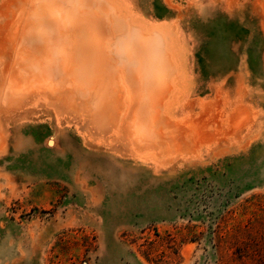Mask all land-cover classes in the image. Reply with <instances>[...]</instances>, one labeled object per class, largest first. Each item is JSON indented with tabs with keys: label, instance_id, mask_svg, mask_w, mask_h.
I'll list each match as a JSON object with an SVG mask.
<instances>
[{
	"label": "rangeland",
	"instance_id": "1",
	"mask_svg": "<svg viewBox=\"0 0 264 264\" xmlns=\"http://www.w3.org/2000/svg\"><path fill=\"white\" fill-rule=\"evenodd\" d=\"M108 1L0 0V264H264V0ZM111 13L162 75L97 62Z\"/></svg>",
	"mask_w": 264,
	"mask_h": 264
},
{
	"label": "bare ground",
	"instance_id": "2",
	"mask_svg": "<svg viewBox=\"0 0 264 264\" xmlns=\"http://www.w3.org/2000/svg\"><path fill=\"white\" fill-rule=\"evenodd\" d=\"M91 1V0H90ZM93 1V0H92ZM105 1H108V0H105ZM108 3L109 4H111L110 3V1H108ZM95 4H96V2H95ZM105 5V4H104ZM111 5H117L116 3H112ZM120 5V4H119ZM100 6V5H99ZM107 6V5H106ZM114 6V8H112V6H111V8L112 9H114L113 11H114V13L116 14V12L115 11H117V10H115V8H117L118 9V6H116L115 7ZM51 8V7H50ZM102 8V7H101ZM110 8V9H111ZM54 9H55V7H54ZM53 9V10H54ZM90 9H92V8H90ZM90 9L89 10H87V12H85V13H89L88 11H90ZM99 9V8H98ZM95 10V9H94ZM80 11V10H79ZM105 11V10H104ZM110 11V10H109ZM112 10H111V12H113ZM119 11V10H118ZM55 12V11H54ZM81 12V11H80ZM93 13H94V15H96V13L94 12V11H92ZM108 12V11H107ZM55 13H57V11L55 12ZM129 13V12H128ZM107 14V13H106ZM83 15V14H82ZM81 15V16H82ZM86 15V14H85ZM109 15V14H108ZM97 16V15H96ZM111 16H112V18H110V19H112V20H109V22H110V29H111V31L113 32V34H111V37L105 42V44H106V46H107V52H103L102 50V52H103V54H102V52H97V54H99V55H96V56H98V61L97 60H95V59H91V56L89 57V53H87L88 55H86V53H85V51H83L82 50V52H80L79 53V56L77 55V57H73L72 59L71 58H69L70 59V61L72 60V62L70 63L69 62V66H65V61H67V60H65L61 55H62V53H60L56 48H55V50L56 51H54V47H55V45L57 46V42H55L54 41V47H52V50H51V47L49 48L50 50H48V48L46 49L45 47H46V45H45V47H44V45H42L43 46V48H45V49H43L42 47H41V49H43L44 51H46V52H44V51H42L43 52V55L45 56V58L49 61V63L50 64H52V65H54V68H56L57 66V68H59V67H61L63 70H64V73H65V75L64 74H61L59 77V79L57 80L56 78V80H57V82H58V84L57 85H63V91L65 92V89L67 88V86H65V82H67V79H66V74H68L69 75V73L70 72H72V70H76L77 69V72L78 71H80L81 73H77V76L75 75L74 76V78L73 77H71V80L73 81L72 82V87H74V86H78L79 85V83H80V81H78V80H76V79H80V77H81V80H82V84L83 85H85L83 82V78H84V72H86V70H87V65L89 64V63H93V62H102V63H104V65H105V68H107L108 69V72H109V74H110V76L111 77H113V78H116L117 76H119V75H124L127 71H129V73H131V70L133 71V70H136V71H138V72H142V71H146L147 70V72L150 70V72H151V74H150V76L153 74V76H156L154 73H152V71H154L155 72V70H153V69H157L156 67H158V66H154L157 62L155 61H152L153 59H152V57H153V54H151L152 55V57L150 56V55H148V54H146L148 51H151V52H157L158 54L159 53H161V56H163L165 53L163 52L162 53V51L161 52H159L160 50V48L158 47V45H155L154 43H155V38H157V37H155V38H153V39H151L150 37H149V33L148 34H146L147 33V31H148V29H147V31H145L144 33L146 34V35H148V36H146L144 33H143V31H142V27L140 26V22H139V25H138V23H136V21H134V23H133V21H128V20H126V19H129L130 17L129 16H126L125 18L126 19H121V17H123L124 18V16H121V17H118V16H113V14L111 13ZM79 17V16H78ZM86 17V16H85ZM89 17V16H88ZM127 17H129V18H127ZM79 18H81V17H79ZM79 18L77 19H73V18H71V19H73L74 21V26H76V28H78L77 26H78V23L79 22H81V21H79ZM83 18H84V16H83ZM56 19V18H55ZM70 19V20H71ZM95 20H96V18H94ZM69 20V21H70ZM82 20V19H81ZM130 20V19H129ZM84 21H85V19H84ZM93 20H91V22H92ZM145 21V20H144ZM53 22V21H52ZM51 22V23H52ZM55 22H56V20H55ZM59 22V21H58ZM72 21H70V23H71ZM83 22V21H82ZM87 22H88V20H87ZM86 22V23H87ZM90 21L87 23V24H89V23H91ZM49 23L50 25V29H51V31L53 32V29L54 28H59V27H61L62 25L61 24H59V23ZM70 23H68V25L70 24ZM85 23V24H86ZM93 23V22H92ZM136 23V24H135ZM41 24V23H40ZM67 24V22L65 23V24H63L65 27L67 26L66 25ZM81 24V23H80ZM84 24V23H83ZM84 24V25H85ZM94 24V23H93ZM71 25H73V24H71ZM91 25V24H90ZM89 25V26H90ZM73 26V27H74ZM109 26V25H108ZM143 26V25H142ZM34 27V26H33ZM37 27V26H36ZM42 27V26H41ZM68 27V28H67ZM66 28V33H68V29H70L69 28V26H67ZM35 28V27H34ZM38 28V27H37ZM46 28V27H45ZM44 28V29H45ZM75 28V27H74ZM72 29V31L74 32H76V30L77 29ZM85 28H87V27H85ZM43 29V28H42ZM44 29H43V31H44ZM154 29H155V27H154ZM158 29V28H157ZM157 29H155V31H157ZM121 30V31H120ZM122 30H123V32L124 31H126L127 33H128V36H130V38L129 39H123V37H125V35H126V32L125 33H121L122 32ZM35 32H36V29H35ZM41 32V31H40ZM45 32H47V31H44V33ZM158 32H161V29H160V27H159V29H158ZM47 33H50L49 31L47 32ZM54 33H55V29H54ZM53 33V35H56V34H54ZM65 33V32H64ZM63 33V34H64ZM120 33V34H119ZM37 34V33H36ZM43 34V33H42ZM42 34H40L39 36H41ZM46 34V33H45ZM58 35H59V33H57ZM125 34V35H124ZM34 35V34H33ZM49 36H50V34H48ZM48 35H46V36H48ZM57 35V36H58ZM89 35V34H88ZM119 35H121V36H123L122 38L119 36ZM36 36V35H35ZM43 36V35H42ZM69 36H71V35H69ZM87 36V35H86ZM90 36L91 37H95L94 36V34L92 33V34H90ZM127 36V37H128ZM82 37V36H81ZM132 37V38H131ZM150 38V40H152V41H154V42H149L150 40H148L149 38ZM32 38L34 39V37L32 36ZM38 38H40V37H38ZM57 38H59V37H57ZM56 38V39H57ZM64 38V37H63ZM88 39H89V37H87ZM87 38H84V40H86ZM119 38V39H118ZM30 39H31V37H30ZM60 39H61V37H60ZM65 39H67V38H65ZM95 39V38H94ZM96 39H97V37H96ZM96 39H95V41H96ZM117 39V40H116ZM36 40V39H35ZM52 40V39H51ZM64 40V39H63ZM91 40H92V38H91ZM158 40V39H157ZM30 41V40H29ZM41 41V40H40ZM39 41V42H40ZM42 41H44L43 39H42ZM58 41V40H57ZM62 41V40H61ZM76 41V40H75ZM79 41H80V39H79ZM90 41V40H89ZM94 40L92 41V43L93 42H95ZM30 42H32V41H30ZM48 42V41H47ZM50 42V41H49ZM86 42H88V41H86ZM36 43V42H35ZM51 43V42H50ZM49 43V44H50ZM63 43H65V41L63 42ZM75 43V42H74ZM81 43V42H80ZM150 43V44H149ZM157 44H158V41L156 42ZM32 44H34V43H32ZM62 44V43H61ZM85 44H89V43H85ZM36 45H38V44H36ZM36 45H34L35 47H36ZM60 45V44H59ZM76 45H77V41H76ZM80 45V44H79ZM90 45V44H89ZM41 46V45H40ZM40 46H38L39 47V50H41L40 49ZM101 46H103L102 45V43H101ZM161 46V45H160ZM37 47V48H38ZM48 47V46H47ZM90 47V46H89ZM91 47H92V45H91ZM104 47V46H103ZM61 48H62V46H61ZM75 48H78L77 46L75 47ZM102 48V47H101ZM105 48V47H104ZM159 48V49H158ZM90 49V48H89ZM77 49H75V51H76ZM88 50V49H87ZM97 50V49H96ZM96 50H93L94 52L96 51ZM61 51H64V50H61ZM74 51V52H75ZM98 51V50H97ZM40 53H41V55H42V52L41 51H39ZM89 52H92V48H91V51H89ZM64 53V52H63ZM77 53V52H76ZM156 54V53H155ZM64 55V54H63ZM66 55V54H65ZM74 55V54H73ZM91 55V54H90ZM94 55H95V53H94ZM43 56V57H44ZM74 56H76V55H74ZM118 56V57H117ZM160 56V57H161ZM94 57V56H93ZM67 58V57H66ZM97 58V57H96ZM152 59V60H151ZM152 61V62H151ZM71 64V65H70ZM120 64H122V65H120ZM119 65L121 66V68H119ZM152 65H153V67H152ZM56 66V67H55ZM60 68V69H61ZM153 68V69H152ZM67 69H69V70H67ZM72 69V70H71ZM152 69V70H151ZM161 68H159V70H160ZM56 70V69H55ZM58 70V69H57ZM60 71V70H59ZM62 71V70H61ZM156 71H158V70H156ZM147 72H145V73H147ZM160 71H158V73H159ZM52 73H53V71H52ZM75 73V72H74ZM120 73V74H119ZM156 73V72H155ZM161 74H157V76H160V75H162L163 73L162 72H160ZM119 74V75H118ZM134 74V73H133ZM132 74V75H133ZM128 75H131V74H128ZM143 75V74H142ZM142 75H141V77H142ZM125 76V75H124ZM124 76H121V77H123V79L125 78ZM135 76V75H134ZM145 76H146V74H145ZM69 77V76H68ZM67 77V78H68ZM120 77V76H119ZM131 77V76H130ZM29 78V77H28ZM70 78V77H69ZM129 78V77H128ZM139 79H140V77H138ZM146 78L147 77H145V80H146ZM15 79H16V77H15ZM54 79V80H55ZM63 79H66V80H63ZM123 79H121V83H120V85L122 86V83H123V86L122 87H124L125 88V86H126V79H124V81H123ZM133 79H135L134 77H133ZM133 79H131L132 81H133ZM16 80H18V78L16 79ZM70 80V79H69ZM145 80H144V82H145ZM65 81V82H64ZM107 81V80H106ZM129 81H130V79H129ZM135 81V80H134ZM138 81V80H137ZM140 81H143V79L141 80H139V82ZM56 82V81H55ZM71 82V81H70ZM143 83V82H142ZM67 84H69V82L67 83ZM66 84V85H67ZM125 84V85H124ZM146 84V86L147 85H149L148 84V81L145 83ZM55 85V84H54ZM142 85V84H141ZM56 86V85H55ZM134 86V85H133ZM145 86V85H144ZM92 87H94V86H92ZM121 87V89H123ZM137 87V86H136ZM139 87V86H138ZM142 88H143V85L141 86ZM140 87V88H141ZM148 87V86H147ZM59 88V87H58ZM76 88V87H75ZM145 88V87H144ZM150 88H152V85L151 86H149V88H147L148 89V91L149 92H147V94H145V92L147 91V90H145L144 89V91H143V89H139L137 92H138V94H136L138 97H137V99H138V101L140 102H143V104L144 105H146V106H149V104L147 105L146 103H144V95H145V100L147 101L148 99V97H149V95H148V93L150 94L151 93V91L149 90ZM56 89V88H55ZM132 89H134V87L132 88ZM60 90V89H59ZM91 90H93L92 92H95L94 91V89H91ZM90 90V91H91ZM61 91V90H60ZM96 91H99V89H96ZM122 91V90H121ZM124 91V90H123ZM122 91V92H123ZM125 94H126V100H127V102H128V104L127 105H129V106H131V105H133L132 104V101H131V99H134V97L133 98H131L132 97V90H130V88H128V87H126L125 88ZM59 92V91H58ZM73 92H78V91H75V90H73ZM98 93V92H97ZM134 93H136V92H134ZM91 94V93H90ZM124 94V95H125ZM72 95H73V93H72ZM78 95V94H77ZM135 95V96H136ZM146 95H148V96H146ZM151 95V94H150ZM76 96V95H75ZM74 96V98H76ZM106 96V95H105ZM105 96H103L102 98H104ZM78 98H80L79 96L77 97V104H79V103H81V101L79 102V100H78ZM87 98V97H86ZM82 99V98H81ZM89 99V98H88ZM105 99V98H104ZM104 99H103V101H104ZM136 98L134 99L135 101L137 100ZM69 100V99H68ZM76 100V99H75ZM84 100V99H83ZM100 101H102V99L100 100ZM100 101H98V104L100 105V107H102V105H104L103 103H105V102H103L102 101V103L100 104ZM86 102H88V101H86ZM97 102V101H96ZM131 102V103H130ZM82 103H84V105H85V102L83 101ZM65 104V103H64ZM69 104V103H68ZM74 104V103H73ZM97 104V105H98ZM125 104V105H126ZM141 104V103H140ZM80 105V104H79ZM87 105H88V103H87ZM97 105H95V107H94V109L96 110V108L98 107V109L100 110V107H99V105L97 106ZM106 105V104H105ZM125 105H124V108H125ZM127 105H126V108H127ZM144 105H142V107H144L145 108V106ZM63 106V105H62ZM62 106H61V108H62ZM94 106V105H93ZM93 106H92V109H93ZM65 107V106H64ZM68 106H66V108H67ZM84 107V106H83ZM90 107V106H89ZM89 107H85V109L86 108H88L89 109ZM141 107V106H140ZM124 108H123V110H124ZM143 108V109H144ZM94 110V111H95ZM102 110V109H101ZM123 110H121L122 112H124L125 110H127V109H125L124 111ZM97 111V110H96ZM95 111V112H96ZM103 111V110H102ZM128 111H130V107H129V109H128ZM92 113L93 111L91 110L90 111V109H89V113ZM95 112H93V114L95 113ZM90 113V114H91ZM95 116V115H94ZM102 117V116H101ZM88 118H90V117H88ZM87 118V119H88ZM93 118H95V117H93ZM92 118V119H93ZM97 119V118H96ZM100 119H102V118H100ZM91 120V119H90ZM90 120H87V121H90ZM97 120H99V119H97ZM96 120L94 119V122H95ZM100 121V120H99ZM103 121V120H102ZM93 122V123H94ZM85 123H88V122H85ZM90 123H92V121L90 122ZM128 125V124H127ZM49 144H53V138L52 139H49V142H48Z\"/></svg>",
	"mask_w": 264,
	"mask_h": 264
}]
</instances>
